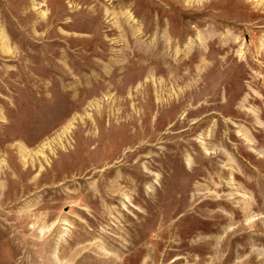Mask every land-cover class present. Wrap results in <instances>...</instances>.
<instances>
[{
    "label": "rangeland",
    "instance_id": "obj_1",
    "mask_svg": "<svg viewBox=\"0 0 264 264\" xmlns=\"http://www.w3.org/2000/svg\"><path fill=\"white\" fill-rule=\"evenodd\" d=\"M0 264H264V0H0Z\"/></svg>",
    "mask_w": 264,
    "mask_h": 264
}]
</instances>
